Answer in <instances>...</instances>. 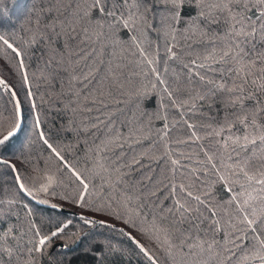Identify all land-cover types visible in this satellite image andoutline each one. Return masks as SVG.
Segmentation results:
<instances>
[{
    "label": "snow or ice",
    "instance_id": "snow-or-ice-1",
    "mask_svg": "<svg viewBox=\"0 0 264 264\" xmlns=\"http://www.w3.org/2000/svg\"><path fill=\"white\" fill-rule=\"evenodd\" d=\"M0 42V264H264V0H43Z\"/></svg>",
    "mask_w": 264,
    "mask_h": 264
},
{
    "label": "trees",
    "instance_id": "trees-1",
    "mask_svg": "<svg viewBox=\"0 0 264 264\" xmlns=\"http://www.w3.org/2000/svg\"><path fill=\"white\" fill-rule=\"evenodd\" d=\"M43 0H0V34H6V33H12L13 38H16V34H23V32H26L29 28H31L33 21L36 17V15L40 11V7ZM189 14H193L189 10ZM153 42H157V37L154 35L152 37ZM159 43L161 44V49L163 48V38L159 40ZM187 45L195 47L196 45L192 40L185 41ZM3 42H0V48H3ZM42 53H43V46L37 45L32 49V54L29 57V63L32 65L30 68V72L37 70L40 66L43 64L42 59ZM6 63V59L3 55H0V64ZM12 63L14 64L15 61L13 60ZM0 75H4V73L0 72ZM5 78H8L5 76ZM10 82H12L10 80ZM2 87V86H0ZM34 91H35V85H34ZM40 92H45V86L41 85ZM21 95H23V92H21ZM47 95V93H46ZM7 97V93L3 94V98H0V104H3L4 98ZM40 95L39 93L36 95L37 103H40ZM10 103V101H9ZM156 106V99L153 96L149 100L145 102L143 105V108L146 109H154ZM24 108H25V132L27 129L31 126V113L29 112L28 103L27 100L24 102ZM43 111V109H41ZM139 110V109H138ZM48 112V124L53 127L54 130L60 129L67 121L68 116L66 112L60 110V105L55 102V99L53 98V106H50L47 108ZM153 123L156 124L158 127L159 124L156 121H153ZM24 139V133L22 132L15 140L12 141V143L9 145V149H13L15 147H18L20 143ZM35 163H37L39 166H44V159L43 155L40 152V149L37 148L36 151L32 153ZM3 169L0 168V171ZM8 180H11V176L8 175ZM7 184L0 180V199H3L6 195L5 193V187ZM25 201L28 202L33 208L37 209L38 211L43 210L46 212H52L54 215H58L60 217H67L70 219H73L74 224H78L79 222V216L78 212L82 211L81 209L77 207H73L70 204L65 203L64 207L62 209H56L51 210L49 205L42 204L38 200H32L29 197H26L25 195ZM65 210V211H63ZM67 211V212H66ZM97 231H100V229H97ZM59 241L56 242V251L60 252L66 261V264H98V258L91 254H86L84 252V248L86 246L87 241L82 240L80 243L76 245L70 246L69 249H61L58 247ZM125 264H138V261L136 257H130L125 258Z\"/></svg>",
    "mask_w": 264,
    "mask_h": 264
},
{
    "label": "water",
    "instance_id": "water-1",
    "mask_svg": "<svg viewBox=\"0 0 264 264\" xmlns=\"http://www.w3.org/2000/svg\"><path fill=\"white\" fill-rule=\"evenodd\" d=\"M63 211H65V210H63ZM67 212V211H66Z\"/></svg>",
    "mask_w": 264,
    "mask_h": 264
}]
</instances>
